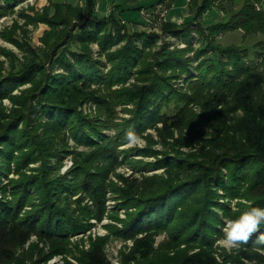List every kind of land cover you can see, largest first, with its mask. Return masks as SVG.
Segmentation results:
<instances>
[{
	"label": "trees",
	"instance_id": "trees-1",
	"mask_svg": "<svg viewBox=\"0 0 264 264\" xmlns=\"http://www.w3.org/2000/svg\"><path fill=\"white\" fill-rule=\"evenodd\" d=\"M21 1L0 0V16ZM220 1L190 0L191 20L163 24L164 31L183 38L184 48L170 49L164 43L151 52L157 36L131 31L130 25L137 23L122 19L120 12L127 7L123 2L103 17L96 13L97 0H86L83 6L52 2L42 12L20 11L25 25L48 26L39 47L15 34L18 24L2 32L25 53V61L4 50L11 70L0 74V264H26L18 251L34 236L49 253L35 243L29 247L31 258L35 252L39 261L70 252L68 236L88 228L90 216L102 218L107 188L126 209L125 218L113 216L122 227L110 228L132 241L123 253L124 262L264 264L258 250L264 245L255 236L238 252H223L222 261L214 246L223 235L224 218H235L249 205L264 207V40L250 59L240 46H222L211 39L235 29L264 33V9L255 7L260 0H245L235 10L220 3L226 16L206 27L213 34L209 37L197 19ZM154 4L127 9L147 10ZM195 21L203 44L198 49L191 40ZM93 42L100 48L98 58L93 56ZM131 77L135 81L126 85ZM24 83L29 87L13 94ZM95 84L107 90L92 87ZM5 98L13 104L9 112L1 104ZM85 101L95 104L97 115L80 110ZM127 104L132 108L122 109L131 117L115 123L116 106ZM111 128L113 137L104 132ZM147 129L156 131L157 141L151 134L142 135ZM129 131L148 141L130 152L154 156L156 162L133 160L139 175L116 174V183L107 182L120 164V153L127 159L129 152H120L118 145L129 141ZM70 139L88 150L72 148ZM153 143L162 149L152 148ZM67 154L73 157V168L60 175ZM35 162L40 166L29 168ZM143 166L163 171L149 175L142 172ZM10 172L18 178H7L4 184ZM78 193L95 203L93 210L82 205L85 197L73 199ZM233 199L236 210L229 207ZM26 205L31 206L27 211ZM162 232L168 241L155 248ZM105 241L97 238L81 251L80 264H108Z\"/></svg>",
	"mask_w": 264,
	"mask_h": 264
},
{
	"label": "rangeland",
	"instance_id": "rangeland-1",
	"mask_svg": "<svg viewBox=\"0 0 264 264\" xmlns=\"http://www.w3.org/2000/svg\"><path fill=\"white\" fill-rule=\"evenodd\" d=\"M158 0H137L136 2H133V0H97L96 4V13L99 17L108 16L111 9L114 5L119 3H124V6L132 7L141 5L144 7H149V5L155 3L150 9L143 8L140 11L133 10L125 8L123 11L120 12L122 19L125 22H136L137 24H131L130 30L132 31L135 29L136 31L140 32H146L147 34H155L157 36L155 44L151 47L150 51H156L158 50L162 44L167 43V46L170 49L175 48H184L187 46V43L183 40L181 37H177L174 34L164 31L163 30V24L165 22H172L178 25H182L186 20L192 18V15L190 14L189 7H190V0H174L171 2L170 0H166L165 3L157 2ZM245 0H236V1H227L222 0L220 2H216L213 4L211 8H209L205 13L202 14L201 18L197 19V22L200 21L204 24L205 33L210 37L212 36L210 34V31L206 28L208 25L221 20V18L226 16V13H223L222 9L220 8V3L225 5L226 8H229L230 6L233 7V9H237L240 6L243 5ZM55 2H68L73 5H79L83 6L85 4L86 0H22L20 3H18L14 8L13 11L6 13L3 16H0V74L5 75L11 70V59L8 55L5 54L4 50L13 52L22 62L25 61V53L22 52L19 47L14 44L13 42L9 41L5 37H3L2 32L7 29H12L15 24H18L15 29V34L21 38L22 36H25L24 38H28L30 44L34 47L42 46L41 43V37L43 36L44 32L48 29V26L44 23H38V24H26L25 20L21 15L19 14L20 11L26 10L27 12L30 11V8H33L37 12H42L43 9L49 5L50 3ZM171 2V3H169ZM256 9H264V0L256 1L255 2ZM121 10V8H119ZM118 10V11H119ZM53 9H51V12ZM225 14V16H224ZM194 26L192 28V47L193 49L200 48L203 44L200 42V35L194 30L196 28V21L194 22ZM23 27V28H22ZM26 30V32H24ZM125 30H121V34H124ZM114 34V32H113ZM211 39H214L217 44H220L222 46H230V45H238L241 48H243L246 52L249 54V58L253 59L256 57V53L260 52V49L258 47V43L264 40V33L263 32H257V33H245L243 29H235V30H227L220 33H217L215 36L211 37ZM141 39H139V45L141 43ZM124 44V41H122L119 45L114 47L113 49L120 47ZM93 56L95 58L100 57L99 55V46L97 43H91ZM193 53L190 52L189 55H192ZM102 60H105V56H101ZM109 65L106 63L104 66V72L108 70ZM135 78L131 77L129 82L126 85L131 84V82H134ZM29 84L24 83L14 89L13 94L20 93V90H23L25 88H28ZM92 87H100L105 89L104 84H95ZM120 85H113V89L119 88ZM1 104L5 107V111L9 112L11 107L13 106L12 102L5 98L2 100ZM132 108L131 105L127 104L125 106L117 105L115 108V115H114V122L115 123H122L125 118H130L131 114L128 111H124L122 108ZM80 110L83 111L85 114H90L92 116H95L98 114L97 107L94 103L91 101H85L82 105H80ZM115 129L111 128L109 130H104L105 134L109 137L115 136ZM151 134V137L153 140L157 141L158 136L156 134V131L153 129H147L145 132H143L142 135ZM69 144L72 148H76L78 150H88L86 146L83 145H76L75 142L70 139ZM148 145L147 139H145L143 136L137 137V139L133 141H127L126 143H120L118 145V150L120 152L127 151V159H124L123 154H121L119 158L120 164L117 165L115 168V173L110 172L107 177V182H117L118 178L116 174H124L125 176H131V175H139V170L136 171L134 169L131 162L133 160H143L146 163H154L156 162V158L154 156H144V155H137L136 152H130L133 148H144ZM152 148L160 150L162 149V145L160 143H153ZM184 152H188L190 149L187 148H181ZM161 156V155H160ZM130 162V163H129ZM40 162L30 163L29 168L33 167H39ZM74 161L71 154H67L65 158L62 161V165L60 167V175H66L68 174V171H70L73 168ZM13 167V166H12ZM143 173L145 174H154V173H162L163 168L155 169V167L147 168L143 166L142 169ZM26 173H33L30 170H26ZM7 178H13L17 179L18 175L15 172H10L6 178H3V183H7ZM9 189V188H8ZM6 199L10 200L11 195L7 191L5 193ZM85 197V199L82 202V205L87 206L89 209H94L95 203L93 201L86 197L85 195L78 193L75 196H73V199L82 198ZM37 201V199H35ZM105 210L104 214L101 219H97L94 216H90L87 220L90 224L88 228H86L84 231H77L75 233H72L68 236L69 239V246L68 250L70 249V252L68 253H60L55 254L51 256L50 258L46 260H40V256H38V253L35 252L31 258V254L29 255V247L32 244H39L40 247L44 249V253L48 254L49 250L46 247H44V244L40 243L37 240V237H32V239L22 248L18 251V254L20 256H24L26 259V264H31V262H39L38 264H80L79 257L80 253L83 250H87L90 247V244L93 240L97 238H106L105 241V252L106 256L108 258L109 263L108 264H137L135 262L127 263L123 261V253H127L130 249V246L132 244L131 239H123L122 237H118L115 235V233L111 232V226H119L122 227V223L119 221V219H123L126 217V209L120 206V201L117 199L116 195L113 193L112 189L107 188L105 199ZM236 201L237 199H233L229 202V207L233 210H236ZM245 202V200H241ZM31 206L26 205L24 207V210H29ZM129 210H132L130 208ZM118 216L119 219L114 218ZM114 216V217H113ZM227 220V218H224V222ZM222 237V236H221ZM220 237V238H221ZM218 238V239H220ZM217 239V240H218ZM217 240L215 241V248H216V254L220 261H222V254L223 252L229 253L226 249L223 247H220L217 245ZM168 241V235L164 232L160 233L154 242V247H159L162 243H165ZM180 247H183V245H180ZM234 251V250H233ZM171 253H173L171 251ZM170 253V254H171ZM222 256V257H221ZM10 264H18L17 262H11ZM232 264V263H228Z\"/></svg>",
	"mask_w": 264,
	"mask_h": 264
},
{
	"label": "clouds",
	"instance_id": "clouds-1",
	"mask_svg": "<svg viewBox=\"0 0 264 264\" xmlns=\"http://www.w3.org/2000/svg\"><path fill=\"white\" fill-rule=\"evenodd\" d=\"M130 141H135L137 137L132 131L127 133ZM264 225V207L249 205L235 218L225 220L221 229L223 235L217 240V245L223 247L228 252L246 246L255 236L260 245H264V232H261V226ZM261 255H264V249H258ZM245 264H248L245 261Z\"/></svg>",
	"mask_w": 264,
	"mask_h": 264
}]
</instances>
